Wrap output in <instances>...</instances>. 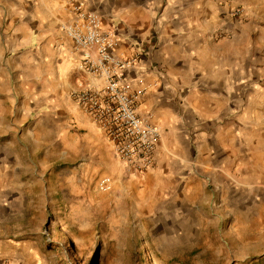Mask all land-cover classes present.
<instances>
[{
	"label": "crops",
	"instance_id": "obj_1",
	"mask_svg": "<svg viewBox=\"0 0 264 264\" xmlns=\"http://www.w3.org/2000/svg\"><path fill=\"white\" fill-rule=\"evenodd\" d=\"M78 2L102 17L116 55L136 58L125 69L126 84L137 112L162 131L154 166L131 175L171 197L210 187L231 206L264 205L258 4L236 18L220 0H0V264L26 257L27 188L36 177L40 184L43 154L55 160L63 145L64 155L76 147L86 159L118 158L72 97L105 85L61 29Z\"/></svg>",
	"mask_w": 264,
	"mask_h": 264
},
{
	"label": "rangeland",
	"instance_id": "obj_2",
	"mask_svg": "<svg viewBox=\"0 0 264 264\" xmlns=\"http://www.w3.org/2000/svg\"><path fill=\"white\" fill-rule=\"evenodd\" d=\"M220 0L236 18L264 0ZM42 155L30 179L26 257L7 264H264V205L234 203L205 187L169 196L128 174L113 153ZM160 185V184H159Z\"/></svg>",
	"mask_w": 264,
	"mask_h": 264
},
{
	"label": "built area",
	"instance_id": "obj_3",
	"mask_svg": "<svg viewBox=\"0 0 264 264\" xmlns=\"http://www.w3.org/2000/svg\"><path fill=\"white\" fill-rule=\"evenodd\" d=\"M61 29L83 51V67L105 80L104 87L74 90L72 97L102 129L128 173L144 175L156 163L162 131L137 112L126 84L125 69L136 58L114 53L115 37L103 29L102 17L82 2Z\"/></svg>",
	"mask_w": 264,
	"mask_h": 264
}]
</instances>
